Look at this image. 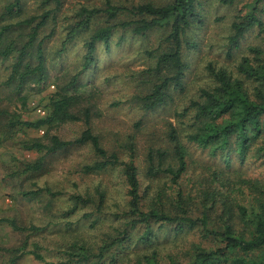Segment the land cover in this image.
Returning a JSON list of instances; mask_svg holds the SVG:
<instances>
[{
    "label": "rangeland",
    "instance_id": "rangeland-1",
    "mask_svg": "<svg viewBox=\"0 0 264 264\" xmlns=\"http://www.w3.org/2000/svg\"><path fill=\"white\" fill-rule=\"evenodd\" d=\"M13 1L0 0V27L39 15L46 9H51L55 18L41 29L39 36L45 39L43 47L47 77L44 81L37 82L30 78L18 84L9 78L15 56L9 54L5 59L0 58V264H57L66 259V253L82 252L81 247L94 256L79 264H120L133 259L140 250L136 247H129L125 255L117 250L116 261L108 252L97 256L105 236L119 227L114 214L122 211L126 200L121 166H108L101 171L84 173L83 166L97 159L87 143L72 144L47 155L23 148L25 141L33 139L47 143L48 136L52 134L63 140H73L84 130L85 123L82 120L57 123L46 134L44 129L25 128L19 124L13 125L11 121L45 116L48 97L58 88L78 95L75 107L80 111L90 108L89 126L99 136L101 145L107 152H115L120 161L134 159L140 179L144 185H151V193L157 189L171 192L167 177H145V159L150 149L155 151L163 148L168 151L165 163H173L167 139L168 130L173 126L179 141L186 145L189 157V170L180 183L185 194L190 193L192 196L190 213L197 215L203 201L202 191L209 184L211 187L217 185L214 181L210 182L214 180L212 171L220 168L223 162L208 149L199 150L185 143V133L192 124L190 110L183 114L184 109L190 99L198 97L199 89L210 82L205 69L209 62L233 69L244 47L257 44L260 37L256 36V31L245 33L233 59H226L224 53L230 24L243 3L228 6L218 0H203L202 23L192 25L184 36L192 44L183 47V58L187 64L184 91H171V96L164 104L147 109L140 98L150 92V86L156 80V74L150 69L155 66V55L166 45L167 24L151 28L143 34H136L131 28L116 27L107 45L102 41L97 42L95 61L79 73L74 88L70 81L81 69L85 53L83 45L89 32L79 34L63 49L61 42L71 19H74L72 17L81 6L102 8L105 0H59V5L52 1L43 4V0H19L18 9H14L11 16H2L5 7ZM111 1L130 6L144 2L163 4L169 0ZM120 17L125 19V14ZM101 18L97 16L93 22L101 23ZM51 29L52 34L49 32ZM21 32L18 28L2 37L0 48L11 38L20 40ZM262 140L260 145H264ZM39 157H43L39 170L23 171L27 164L34 163ZM229 168L236 176L264 183V149L244 164L232 160ZM37 189L41 192L36 195L25 194ZM97 190L105 191L99 211L96 210ZM78 193L90 194L96 202L86 206L75 205L72 195ZM222 201L217 200L214 205L208 201L202 206L210 209L216 220L220 215L227 219L225 206L231 204L224 202V206ZM233 209L234 214L229 215H234L236 227L239 228L241 224L235 206ZM31 226L39 230H30ZM157 234L158 245L167 251L165 253L172 252L169 249L176 250V247L188 249L191 240H196L189 234L184 238L183 235L176 237L168 228L159 230ZM206 243L203 241V244ZM31 250H35L42 259L28 253ZM255 255L264 260V252H256Z\"/></svg>",
    "mask_w": 264,
    "mask_h": 264
},
{
    "label": "trees",
    "instance_id": "trees-1",
    "mask_svg": "<svg viewBox=\"0 0 264 264\" xmlns=\"http://www.w3.org/2000/svg\"><path fill=\"white\" fill-rule=\"evenodd\" d=\"M50 1L60 4L59 0H43V4ZM218 1L228 6L243 3L230 24L224 53L226 59H233L234 53L241 47L245 33L256 31V36L260 37L257 44L244 47L240 57L235 60L233 69L209 62L205 69L210 82L199 89L197 98L189 100V105L183 112L186 114L190 110L192 124L185 133V143L199 150L208 149L211 154L222 159L223 165L212 171L214 180L210 181L217 185L211 187L209 184L202 191L201 203L211 201L214 205L215 201L222 199L225 204H231L227 207L221 202L227 209V219L220 215L216 220L212 216L213 212L202 204L197 215L190 213L193 199L190 193L185 194L180 183L189 170L188 151L186 145L179 141L177 130L173 126H170L167 133L173 163H165L168 151L163 148L155 151L150 149L145 159V177H167L171 192L157 189L155 193H151V185H144L141 181L134 159L120 161L115 152L109 153L101 145L99 136L89 126L90 108L80 111L75 107L78 95L58 88L48 97V111L45 116L33 120L11 121L13 125L44 129L49 134L57 123L82 120L85 128L73 140H63L52 134L48 136L47 143L33 139L25 141L23 148L47 155L72 144L87 143L97 159L83 166L84 173L101 171L108 166H121L126 200L122 211L114 214L115 220L119 221V227H115L113 233L105 236L98 248V257L108 252L114 256L113 261H116L115 255L118 251L125 255L129 247H136L140 250L133 259L120 264H264V260L255 255L256 252H264V183L259 184L236 176L229 168L232 160L244 164L247 159H252L264 149V145L259 143L264 131V0ZM203 3V0H169L163 4L144 2L126 6L105 0L102 8L81 6L72 17L74 19H71L61 42L63 49L79 34L89 32L83 45L85 53L81 69L72 76L70 85L75 88L79 73L88 69L95 61L97 42L102 41L107 45L116 27L131 28L134 33L143 34L151 28L167 24L168 32L164 39L166 45L155 55V66L150 69L156 74V80L152 82L150 92L140 98L147 109L164 104L171 96V91L181 93L185 89L187 64L183 58V47L192 44L184 36L192 25L202 23ZM18 6L19 0H14L5 7L2 16H11ZM123 13L125 19L120 17ZM97 16L102 17L101 23L95 24L93 20ZM54 18L55 13L46 9L39 15L0 27V39L18 28L22 30L20 40L11 38L0 48V58L5 59L9 54L15 56L9 74L11 80L18 84L30 78L37 82L45 80V39L39 36L41 29ZM49 32L52 34L53 29ZM42 159L43 157H39L34 163L27 164L23 171L39 170ZM39 192L41 190L37 189L25 194L36 195ZM96 196V210L99 211L105 191L97 190ZM72 200L75 205L82 206L96 202L87 193L73 194ZM234 206L241 224L239 228L236 227L234 215H229L234 214ZM11 225L14 226V223ZM167 228L176 237L183 235L184 238L189 234L196 240H191L188 249L176 247V250L169 249L172 252L165 253L167 251L158 245L157 233ZM30 230L37 232L39 229L31 226ZM202 240L208 243L203 244ZM83 248L81 247L82 252L66 253V259L57 264H79L91 260L94 255L86 253L87 249ZM28 253L42 259L35 250Z\"/></svg>",
    "mask_w": 264,
    "mask_h": 264
}]
</instances>
